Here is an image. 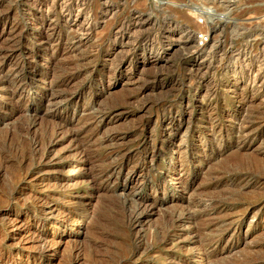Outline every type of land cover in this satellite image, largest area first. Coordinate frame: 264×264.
Wrapping results in <instances>:
<instances>
[{
  "label": "rangeland",
  "instance_id": "rangeland-1",
  "mask_svg": "<svg viewBox=\"0 0 264 264\" xmlns=\"http://www.w3.org/2000/svg\"><path fill=\"white\" fill-rule=\"evenodd\" d=\"M83 1L94 30L89 41L78 49L80 53L77 50L68 57L67 64L62 61L54 66L58 74L54 73L52 78L64 75L66 71L73 75L72 82L64 91L66 95L61 106L53 113L46 108L43 101L44 83L40 79H35L18 98L0 97V156L4 154V160L0 157V264H75L73 259L76 253L83 257L81 264H174L176 261L178 264H264V0H169L176 5L185 4L186 9L199 11L200 17L196 19L200 24L205 23L207 14V26L221 21L217 24L218 36L217 33L210 37L201 32L195 34L200 46L207 43L206 48L219 49L213 58H206L213 67L200 74L190 70L195 61L192 54L194 49L183 50L179 44L169 48L166 51L168 58L157 66L148 65L141 69L146 57L161 54L167 48L168 42L164 38L166 29L183 30V16L164 6L162 2L165 0H110L108 4L104 3L105 0ZM227 1L235 4L230 6ZM110 6L115 8L114 13L104 22L99 15ZM138 11L149 14L152 24L139 34L132 35L133 39L123 47L124 52L120 51L122 48L115 40L114 31L125 28ZM205 11L208 13L205 14ZM55 12L51 16L41 13L35 0L0 2V16L9 14V21L25 27L22 41H19L21 45L0 41L2 50L13 49L15 58L22 61L24 77L30 76L33 65H37L35 68L41 67L39 62L44 63L52 51L47 43L36 42L33 37V33L39 30L42 18L54 17L52 20L65 31L62 17L57 14L58 10ZM2 28L3 18L0 20V33ZM13 45L18 46L15 48ZM28 46L32 47V60L37 59L33 64L27 63ZM127 48L128 53L125 52ZM242 49L249 52L244 64L234 59L237 57L234 55ZM241 65L245 66H242L243 70L240 69ZM253 73L261 79L255 87L251 83ZM254 96H258V99L250 102ZM89 112H107L106 120L93 136V125L88 123V117H91ZM30 118H35L37 124L35 130L27 133L25 126L32 121ZM241 123L251 127L243 131ZM60 124L62 126L58 129ZM55 130H58L59 140L54 148L57 163L45 165L42 178L25 181L22 175L25 167L17 161H20V154L28 151L30 139L39 137L47 142ZM32 133H35V137ZM110 134L116 135L113 141L117 144L104 143L103 147L97 144V139ZM11 142H15L14 149ZM79 143L85 151L83 154L72 149ZM121 143L125 146H121ZM86 146L88 151L85 150ZM120 154H123L122 157ZM80 156L86 159L81 169ZM117 162L125 166L116 175L109 171V167ZM100 177L103 179L100 180ZM51 182H54L53 185ZM8 192H12L9 193L10 197ZM37 195L43 197L40 202L45 211L35 206ZM21 199L25 200L21 202ZM149 203L156 205L155 209L139 217L141 206ZM49 206L55 208L51 210ZM138 217L141 222L137 220ZM37 233L44 236L42 245L34 241ZM52 239H55L54 243L57 241L55 245ZM44 243L52 246L44 249Z\"/></svg>",
  "mask_w": 264,
  "mask_h": 264
},
{
  "label": "bare ground",
  "instance_id": "bare-ground-1",
  "mask_svg": "<svg viewBox=\"0 0 264 264\" xmlns=\"http://www.w3.org/2000/svg\"><path fill=\"white\" fill-rule=\"evenodd\" d=\"M3 0H0V2H2ZM36 1V3H37V9H38V11H40L41 13L42 12H45L46 13V15L47 16H51L52 14V12H55L56 10H58V13L57 14H59L61 17H62V19H63V21H64V23L63 24H65V28H64V32H63V30L61 29V28H59L57 25H56V22H54L52 19L54 18H52V19H50V18H47V17H45V18H42V20H41V22H40V26H39V30L38 31H36V32H34L33 33V37H34V39H35V41L36 42H39V43H47L49 46H51L50 48L52 49V51L50 52V54L48 55V58L46 59V61L44 62V63H42V64H40L41 62H39V64L38 65H42L41 67H37V68H35L37 65H33L32 67L34 68V69H32L31 71H30V69H29V71L31 72L30 73V76L29 77H24L23 75V73H22V66H24V65H22V61L21 60H19V59H17V58H15V55L16 54H14V50L12 49H10L11 51H5V49L4 50H2L1 48H0V97H5V98H10V99H12V98H15V97H17V96H21L22 95V93L26 90V88L27 87H29V85L30 84H32L33 82H34V80L35 79H40V80H42V82L44 83V85H42V86H44V91H43V96H44V102H45V106H46V108H48L49 109V111L51 112V113H53V112H55L56 111V109L58 108V106L62 103V101H63V98L65 97V95H66V93L64 92V91H66L65 89H66V87L68 86V85H70V83L72 82V79H73V75L72 74H67V71H66V74H64V75H61V76H54L53 78H52V76H53V74L56 72V70H55V68L56 67H54L55 66V64H57L58 62H62V61H64V62H66V60L68 59V57L69 56H71V55H74V54H72V53H74V52H76L78 49L80 50V47L82 46V45H84L86 42H88L89 41V39H90V36H91V34H92V32H93V30H94V27H92V22L91 21H89V16L87 15V11H86V9H85V2L83 1V0H51V1H48V0H35ZM86 1V0H85ZM220 1V0H219ZM226 1V0H225ZM102 2H103V0H102ZM108 2H110V0H105V4H108ZM145 2V1H144ZM228 2V4L230 5V6H232V4L234 3L233 1H227ZM25 3V2H24ZM218 3V2H217ZM225 3V2H224ZM161 4V3H160ZM162 4L164 5V6H166V7H168V8H172V10H176V12H178V13H180V15H182L183 16V22H184V25H183V30L181 31V32H177L176 30H174V29H166L165 31H164V38H165V40L168 42L167 43V48L164 50V52L163 53H159V54H155V55H152V56H150V58L149 57H146L144 60H143V62L141 63V69H144V68H146L148 65H151V66H157V64L160 62V61H162V60H165L166 58H168V56H169V53H167L166 54V51L169 49V48H174L175 46H177V44H179V45H181L182 46V49L183 50H190V49H194L193 51H192V54H193V56L195 57V61H194V64H193V66L191 67V71H193V73H196V74H200V73H202V71L203 70H207V69H209V68H211V67H213L212 65H211V63L206 59V58H209L210 56L212 57V56H214V55H216L217 54V52H218V47L217 48H215V49H213V47H211V48H206V46H207V43H204V44H201V46L197 43L198 41V39H196V32H201V33H205L207 36H211V34H213V33H217V36H218V29H217V24L219 23V22H221L220 20H218L217 22H214V23H210L211 25H210V27L209 26H207V24H208V17H207V11H205V14H207L206 15V20H205V23L204 24H200L198 21H197V16H199L200 17V15H199V11L197 12V10L196 11H194V10H191V9H186L187 7H185V4L184 5H176L174 2H172V1H169V0H165L164 2H162ZM227 4V3H226ZM235 4V3H234ZM214 5V4H213ZM218 5V4H217ZM225 5V4H224ZM223 6V4L221 5V7ZM220 8V7H219ZM115 8H113V7H108V9L106 8V9H104V11L102 12V13H100V15H99V18H102L103 19V21L104 22H107V20L109 19V17H111L112 16V14L114 13L113 12V10H114ZM133 9V8H132ZM11 10V9H10ZM5 11V10H4ZM137 11V10H136ZM22 12V11H21ZM131 12V11H130ZM16 13V12H15ZM29 13V12H28ZM56 13V12H55ZM89 14H91L90 12H88ZM200 13H202V12H200ZM11 14H14V13H11ZM20 14V13H19ZM51 14V15H50ZM137 15L136 16H134L133 17V21L131 22V23H128L127 25H126V27L125 28H122L121 26V28H116V27H118V26H116V25H114V26H116L115 28V31H114V36H116V42H118L119 43V47L120 48H122L120 51H123L124 52V45H126V44H129V42H130V40H132L131 39V36L132 35H134V34H136V33H138L139 34V32H142L145 28H146V26H149V25H151L152 24V19H151V17L149 16V14L148 15H146L145 13H143V12H137L136 13ZM24 16V15H23ZM3 18V28H2V31H1V33H0V41H1V43H2V40H4L5 42H7V44L8 43H10V45H11V43H18L19 44V41H22V37H23V28L25 29V27H23V26H19L18 24H16L15 22H12V21H9V14H3L2 16H0V20ZM12 17H13V15H12ZM15 17H17V16H15ZM41 17V16H40ZM60 17V18H61ZM94 17H95V15H94ZM201 17H203V16H201ZM24 18V17H23ZM30 18V17H29ZM93 18V17H92ZM30 19H32V18H30ZM90 19H91V17H90ZM95 19V18H94ZM17 20V19H16ZM23 20V19H22ZM25 20V19H24ZM58 20V19H57ZM92 20V19H91ZM96 20V19H95ZM94 20V21H95ZM98 20V19H97ZM14 21H15V19H14ZM29 21V20H28ZM38 21V20H37ZM56 21V20H55ZM94 21H93V23H94ZM213 21V20H212ZM96 22V21H95ZM104 22H103V24H104ZM127 23V22H126ZM95 24V23H94ZM59 25V24H58ZM30 27V26H29ZM38 27V26H37ZM223 27V26H222ZM210 28V29H209ZM123 29H126V31L127 32H122V30ZM219 29H221V28H219ZM124 31V30H123ZM146 31V30H145ZM220 34V33H219ZM216 35V34H215ZM215 35H214V37H215ZM220 36V35H219ZM133 37V36H132ZM27 38V37H26ZM198 38V37H197ZM218 38V37H217ZM152 40H153V38H151ZM154 39H156V37L154 38ZM119 40V41H118ZM124 40H127V41H125V43H124ZM163 40V39H162ZM153 41H155V40H153ZM157 41V40H156ZM155 41V42H156ZM213 41V40H212ZM35 42V43H36ZM218 42V41H217ZM30 43V42H29ZM38 44V43H37ZM88 44V43H87ZM86 44V45H87ZM90 44V43H89ZM152 44V43H151ZM154 44V43H153ZM218 44V43H217ZM1 45V44H0ZM10 45H8V46H10ZM19 45H21V44H19ZM214 45V44H213ZM222 45V44H221ZM250 45V44H249ZM14 47H15V45H13ZM18 46V45H17ZM16 46V47H17ZM27 46V45H26ZM91 46H92V44H91ZM108 46V45H107ZM212 46V45H211ZM7 47V46H6ZM15 47V48H16ZM44 47V46H43ZM46 47V46H45ZM222 47V46H221ZM244 47V46H243ZM249 47V46H248ZM7 48H9V47H7ZM6 48V49H7ZM11 48V47H10ZM28 48V50L26 51V57H27V63H29V64H33V61L34 60H37V59H34V60H32V58H34V55H33V52H32V47H27ZM162 48V47H161ZM20 49V48H19ZM149 49H150V47H149ZM152 49V48H151ZM79 50H78V52H79ZM134 50V49H133ZM24 51V50H23ZM92 51V50H91ZM128 51H129V48H127V49H125V52L126 53H128ZM154 51V50H153ZM187 51V52H188ZM249 51V50H248ZM18 52V51H17ZM81 52V51H80ZM79 52V53H80ZM131 52V51H130ZM159 52V51H158ZM22 53H24V52H22ZM21 53V54H22ZM114 53H117V51L116 52H114ZM133 53V52H132ZM247 53H249V52H247ZM246 51L244 50V49H242L240 52H238L237 53V55H234V56H237L236 58H234L235 60H237V61H240L241 63H243L244 64V62H246V60L248 59V58H245V56H246ZM44 54V53H43ZM79 55V54H78ZM118 55V54H117ZM108 56V55H107ZM112 56V55H111ZM119 56H121V55H119ZM123 56H124V54H123ZM19 57V56H18ZM73 57L74 56H72L71 58L73 59ZM75 57H76V55H75ZM78 57V56H77ZM76 57V58H77ZM132 57V56H131ZM131 57H128V58H131ZM232 57V56H231ZM23 58V57H22ZM107 58V57H106ZM213 58V57H212ZM217 58V57H216ZM69 60V59H68ZM72 61V60H71ZM70 61V62H71ZM87 61V60H86ZM63 62V63H64ZM77 62V61H76ZM75 62V63H76ZM90 62V61H89ZM108 62V61H107ZM130 62V61H129ZM219 62H220V60H219ZM36 63V62H35ZM74 63V64H75ZM80 63V62H79ZM66 64H67V62H66ZM126 64V63H125ZM237 64V63H236ZM57 65H59V64H57ZM71 65V64H70ZM128 65V64H127ZM247 65V64H246ZM78 66V65H77ZM122 66V65H121ZM126 66V65H125ZM243 65H241V67H240V69L241 70H243L242 68L243 67H245V66H243ZM79 67V66H78ZM104 67V66H103ZM233 67V66H232ZM59 68H61V66L59 67ZM238 68V67H237ZM252 68V67H251ZM25 69V68H24ZM135 69V68H134ZM151 69V68H150ZM233 69V72H235V67L234 68H232ZM61 70V69H60ZM69 70V69H68ZM237 70V69H236ZM257 70V69H256ZM258 71V70H257ZM257 71H255V72H257ZM65 72V71H64ZM70 72V71H69ZM76 72V71H75ZM80 72V71H79ZM78 72V73H79ZM254 72V71H253ZM74 73V72H73ZM238 73V72H237ZM240 73V72H239ZM55 74H58V73H55ZM75 74V73H74ZM247 74V73H246ZM254 74V73H253ZM258 74V73H257ZM78 75V74H77ZM232 75H234L235 76V73H233ZM249 75H251V73L250 74H248V76ZM51 77V78H50ZM75 77V76H74ZM78 77V76H77ZM252 79V81L253 82H251V83H253L254 84V87H255V85H257V82L258 81H260L261 79H258V77H257V75H252V77H251ZM133 79V78H132ZM248 80H250V77H249V79ZM74 81H75V79H74ZM233 82V81H232ZM246 82H248L247 80H246ZM262 82V81H261ZM74 83V82H73ZM40 84V83H39ZM226 84H227V82H226ZM34 86V85H33ZM41 86V87H42ZM73 89L75 88L76 89V87H72ZM35 89V88H34ZM67 89H68V87H67ZM228 89H230V88H228ZM30 90V89H29ZM77 90V89H76ZM237 90V89H236ZM37 91V90H36ZM35 91V92H36ZM69 91H72V89L70 90L69 89ZM264 91V90H263ZM26 93V92H25ZM92 93V92H91ZM264 93V92H263ZM29 94V93H28ZM42 94V93H41ZM73 94V93H72ZM42 96V95H41ZM68 96V95H67ZM252 96H253V94H252ZM29 97V96H28ZM89 97H91V96H89ZM18 98V97H17ZM74 98V97H73ZM242 98V97H241ZM3 99V98H2ZM91 99V98H90ZM246 99V98H245ZM258 99V96H254V97H252L251 98V101L250 102H254L255 100H257ZM18 100V99H17ZM25 100V99H24ZM69 100V99H68ZM6 101V100H5ZM87 101V100H86ZM244 101V100H243ZM260 101V100H259ZM8 102V101H7ZM13 102V101H12ZM19 102H20V100H19ZM26 102V101H25ZM241 102V101H240ZM249 102V103H250ZM66 103V102H65ZM89 103V102H88ZM244 103H245V101H244ZM261 103V102H260ZM238 104V103H237ZM15 105H17V104H15ZM249 105V104H248ZM247 105V106H248ZM61 106V105H60ZM250 106V105H249ZM73 107H75V106H73ZM84 107H85V105H84ZM252 107V106H251ZM257 107V106H256ZM13 108V107H12ZM38 108V107H37ZM72 108V107H71ZM246 108V107H245ZM47 109V110H48ZM64 109V108H63ZM108 109V108H107ZM242 109V108H241ZM84 110V109H83ZM92 110V109H91ZM102 110H104V109H102ZM102 110H100V111H102ZM245 110H247V109H245ZM239 111V110H238ZM10 112V111H9ZM58 112V111H57ZM1 113V112H0ZM46 113V112H45ZM85 113V112H84ZM87 113V112H86ZM90 113V112H89ZM107 113V112H106ZM106 113H93V114H91V117H88V118H90V122L88 121V123L90 124V125H93V126H91V128H93V133H91V136H93L94 134H96L97 133V129L99 128V126L106 120ZM247 113V112H246ZM2 114V113H1ZM33 114V113H32ZM89 114V115H90ZM243 114H245V112L243 113ZM7 115V114H6ZM29 115V114H28ZM52 115V114H51ZM89 115H87V116H89ZM37 116V115H36ZM39 116V115H38ZM84 116H85V114H84ZM30 117V116H29ZM31 117H32V115H31ZM35 117V116H34ZM43 117V116H42ZM45 117V116H44ZM43 117V118H44ZM237 117V116H236ZM35 118H37V117H35ZM31 119L32 121L30 122V123H28V125L27 126H25L26 128H25V131L27 132V133H30L32 130H35V127H36V124H37V120L36 119ZM65 118V117H64ZM85 118H87V117H85ZM87 118V119H88ZM230 118H232V117H230ZM49 120H50V118H48ZM54 119V118H53ZM71 119V118H70ZM40 120H41V118H40ZM52 120V119H51ZM244 121V120H243ZM242 121V122H243ZM244 123V122H243ZM246 123V122H245ZM73 124V123H72ZM85 124H86V122H85ZM40 125V124H39ZM89 125V126H90ZM241 125H243L241 128H242V130L243 131H245V130H247L248 128H250L251 126H248V125H244V124H242L241 123ZM61 124L60 125H58V129L59 128H61ZM71 126V125H70ZM238 126V125H237ZM39 127V126H38ZM75 127V126H74ZM23 128H24V126H23ZM22 128V129H23ZM87 128V127H86ZM240 128V127H239ZM90 129V128H89ZM87 130V129H86ZM92 130V129H91ZM22 131V130H21ZM38 131H40V129L38 130ZM61 131V130H60ZM88 131V130H87ZM239 131V130H238ZM249 131V130H248ZM247 131V133H249ZM34 132V131H33ZM86 132V131H85ZM85 132H84V135H85ZM242 132V131H241ZM250 132H251V129H250ZM25 133V132H24ZM35 133H36V131H35ZM34 133V134H35ZM76 133H77V131H76ZM81 133V132H80ZM20 134V133H19ZM22 134V133H21ZM33 134V133H32ZM33 134V136L35 137V135ZM39 135H40V132L38 133ZM38 134H36V135H38ZM116 134V133H115ZM124 134V133H123ZM123 134H122V136H123ZM241 134V133H240ZM13 135V134H12ZM11 135V136H12ZM23 135V134H22ZM65 135V134H64ZM83 135V134H82ZM81 135V136H82ZM83 135V136H84ZM88 135V134H87ZM241 135H243V134H241ZM18 136V135H17ZM27 136V135H26ZM57 136H58V130H55L54 132H53V136L47 141V142H43L42 140H40V139H38L39 137H37V138H32V139H30L31 141H29V143H28V147H27V152H20L21 154V157H20V161L19 160H17L20 164H21V166L22 167H25V171H24V173L22 174V173H20V174H22L23 175V179L26 181H31V180H37V179H40V178H42V176H43V174L42 173H44L43 172V169H44V166L45 165H53V164H56L57 163V161H56V159H55V157H57L56 156V154H54V148L56 147V145L59 143V140L57 139ZM89 136V135H88ZM120 136V135H119ZM214 136V135H213ZM244 136H245V134H244ZM15 137V136H14ZM29 137V135L27 136V138ZM61 137V136H60ZM85 137V136H84ZM100 137H101V135H100ZM11 138V137H10ZM86 138V137H85ZM97 138V137H96ZM13 139V138H12ZM11 139V140H12ZM79 139V138H78ZM77 139V140H78ZM95 139V138H94ZM93 139V140H94ZM246 139V138H245ZM251 139V138H250ZM253 139V138H252ZM9 140V139H8ZM7 140V141H8ZM10 140V141H11ZM29 140V139H28ZM81 140H83V138L81 139ZM92 140V141H93ZM96 140V139H95ZM113 140H116V135H114V134H110V135H108V136H102V138H99V140L97 139V144H99V146L101 145H103L104 143H109L110 144V142H115L116 143V141H113ZM127 140V139H126ZM164 140V139H163ZM3 141V140H2ZM4 141H5V138H4ZM9 141V142H10ZM16 141V140H15ZM23 141V140H22ZM25 141V140H24ZM26 141H27V139H26ZM70 141V140H69ZM91 141V142H92ZM243 141V140H242ZM1 142V141H0ZM6 142V141H5ZM5 142H3V144L5 143ZM20 142H21V140H20ZM20 142H19V144H20ZM80 142V141H79ZM91 142H89L90 144H91ZM126 141H124V143H125ZM166 142V141H165ZM244 142V141H243ZM250 142V141H249ZM12 143V142H11ZM26 143V142H25ZM24 143V144H25ZM77 143V142H76ZM88 143V142H87ZM93 143H94V141H93ZM127 143V142H126ZM125 143V144H126ZM13 144V143H12ZM14 144H15V142H14ZM13 144V149H14V147H15V145ZM16 144H17V142H16ZM22 142H21V147L22 148H24L23 146H22ZM81 144L83 145V143L81 142ZM80 143L79 144H75L73 147H72V149H75V150H79V152L81 153V154H83V152H85V151H83V148H82V145H81ZM84 144H86V143H84ZM108 144V145H109ZM111 144H113V143H111ZM117 144V143H116ZM119 144V143H118ZM122 145L121 146H125V145H123V143H121ZM6 145V144H5ZM7 145H8V143H7ZM26 145V144H25ZM24 145V146H25ZM67 145V144H66ZM105 145V144H104ZM114 145V144H113ZM97 146V145H96ZM96 146L94 147V149L96 148ZM109 146H111V145H109ZM178 146H179V144H178ZM260 146V145H259ZM258 146V147H259ZM262 146V145H261ZM5 147V146H4ZM4 147H3V149H4ZM10 147V146H9ZM87 147V146H86ZM103 147V146H102ZM106 147H107V145H106ZM105 147V148H106ZM119 147V146H118ZM159 147H161V146H159ZM195 147V146H194ZM11 148V147H10ZM9 148V149H10ZM17 148V147H16ZM85 148V147H84ZM127 148H128V146H127ZM154 148V147H153ZM13 149H12V151H13ZM19 149V148H18ZM56 149V148H55ZM61 149V148H60ZM64 149H65V146H64ZM71 149V148H70ZM88 149V147L85 149V150H87ZM93 149V148H92ZM91 149V150H92ZM98 149V148H97ZM111 149V148H110ZM123 149V148H122ZM129 149H131V148H129ZM185 149V148H184ZM259 149V148H258ZM22 150V149H21ZM66 150V149H65ZM69 150V149H68ZM102 150V149H101ZM120 150V149H119ZM126 150V149H125ZM263 150V149H262ZM0 151H1V149H0ZM7 151V150H6ZM5 151V152H6ZM10 151L11 150H9V152L7 153L8 155L10 154ZM14 151H16V150H14ZM20 151V150H19ZM23 151V150H22ZM26 151V150H25ZM88 151V150H87ZM89 151H90V149H89ZM98 151H99V149H98ZM107 151V150H106ZM105 151V152H106ZM115 151H116V149H115ZM177 151V150H176ZM261 151V150H260ZM18 152V151H17ZM56 152V151H55ZM57 152H60V151H57ZM56 152V153H57ZM78 152V151H77ZM96 152V151H95ZM120 152V151H119ZM124 152V151H123ZM126 152V151H125ZM240 152V151H239ZM262 152V151H261ZM1 153V152H0ZM13 153V152H12ZM74 153V152H73ZM76 153V152H75ZM87 154L89 153V152H86ZM85 153V154H86ZM91 153V152H90ZM112 153V150L110 151V154ZM200 153V152H199ZM6 154V153H5ZM16 154V153H15ZM15 154H14V156L13 157H15ZM72 154V153H71ZM84 154V155H85ZM97 154V153H96ZM135 154V153H134ZM163 154V153H162ZM242 154V153H241ZM4 155V154H3ZM2 155V156H3ZM8 155H7V157H8ZM11 155H13V154H11ZM10 155V156H11ZM60 155V154H59ZM69 155V154H68ZM75 155V154H74ZM79 155V154H78ZM107 155H109V154H107ZM123 155V154H122ZM122 155L120 154L119 156H121L122 157ZM126 155V154H125ZM187 155V154H186ZM2 156H0L1 158H2ZM9 156V157H10ZM61 156V155H60ZM62 156H64V154L62 155ZM73 156V155H72ZM71 156V157H72ZM77 156V155H76ZM97 156V155H96ZM113 156V155H112ZM160 156V155H159ZM6 157V156H5ZM18 157V158H19ZM70 157V156H69ZM87 157V156H86ZM95 157V156H94ZM107 157V156H106ZM118 157V156H117ZM184 157H186V156H184ZM257 157V156H256ZM261 157V156H260ZM0 158V159H1ZM67 158V157H66ZM73 158V157H72ZM78 158V157H77ZM88 158V157H87ZM114 158H116V156H114ZM205 158V157H204ZM3 159V158H2ZM7 159V158H6ZM9 159V158H8ZM7 159V160H8ZM11 159V158H10ZM14 159H16V158H14ZM74 159V158H73ZM72 159V160H73ZM89 159V158H88ZM100 159V158H99ZM104 159V158H103ZM102 159V160H103ZM111 159V158H110ZM133 159V158H132ZM138 159V158H137ZM154 159V158H153ZM182 159V158H181ZM260 159V158H259ZM4 160V159H3ZM58 160V159H57ZM61 160V159H60ZM64 160V159H63ZM80 167H79V169H81L82 168V166L84 167V162H85V157H84V159H83V157L81 158V156H80ZM92 160V159H91ZM95 160V159H94ZM112 160V159H111ZM114 160V162H115V159H113ZM112 160V161H113ZM257 160V159H256ZM1 161V160H0ZM6 161V160H5ZM14 161H16V160H14ZM78 161V160H77ZM87 161H89V160H87ZM108 161H110V160H108ZM119 161V160H118ZM152 161V160H151ZM151 161H150V163H151ZM203 161V160H202ZM260 161H261V159H260ZM2 162V161H1ZM92 162V161H91ZM121 162V161H120ZM129 162V161H128ZM177 162V161H176ZM181 162V161H180ZM179 162V163H180ZM207 162V161H206ZM259 162V161H258ZM4 163V162H3ZM12 163V162H11ZM17 163V162H16ZM93 163H95V162H93ZM98 163V162H97ZM110 163H111V161H110ZM113 163V162H112ZM178 163V162H177ZM185 163H187V162H185ZM14 165H15V163H13ZM60 164V163H59ZM96 164V163H95ZM109 164V163H108ZM135 164V163H134ZM181 164V163H180ZM182 164H183V162H182ZM11 165V164H10ZM18 165V164H17ZM49 165V166H50ZM137 165V164H136ZM188 165V164H187ZM16 166V165H15ZM59 166V165H58ZM71 166V165H70ZM73 166V165H72ZM92 166H94V165H92ZM92 166H89V168L91 167V169H93L92 168ZM109 166V165H108ZM124 166H125V164L124 163H121V164H118V162L116 163V165H110V167H109V171L111 172V173H116V175H117V173H119V172H121V170H123V168H124ZM18 167V166H17ZM20 167V166H19ZM101 167V166H100ZM181 167V166H180ZM185 167V166H184ZM99 168V167H98ZM105 168H107V165H106V167ZM134 168V167H133ZM225 168V167H224ZM52 169V168H51ZM55 169V168H54ZM60 169V168H59ZM71 169H73V168H71ZM71 169H69V173H70V170ZM84 169V168H83ZM91 169H88V170H91ZM96 169V168H95ZM132 169V168H131ZM14 170V169H13ZM16 170V169H15ZM14 170V171H15ZM23 170H24V168H23ZM86 170V169H85ZM105 170V169H104ZM107 170V169H106ZM105 170V171H106ZM20 171V170H19ZM18 171V172H19ZM48 171V170H47ZM60 171V170H59ZM65 171V170H64ZM63 171V172H64ZM74 171V170H73ZM79 171V170H78ZM95 171V170H94ZM98 171V170H97ZM96 171V172H97ZM103 171V170H102ZM185 171V170H184ZM16 172V171H15ZM21 172V171H20ZM50 172V171H49ZM56 172V171H55ZM60 172H62V170L60 171ZM72 172V171H71ZM91 172V171H90ZM99 172V171H98ZM181 172H183V171H181ZM53 173V172H52ZM68 173V172H67ZM76 173V172H75ZM79 173H80V171H79ZM94 173V172H93ZM99 173H101V172H99ZM98 173V174H99ZM167 173V172H166ZM62 174V173H61ZM105 174H106V172H105ZM108 174V173H107ZM87 175V174H86ZM108 175H110V174H108ZM107 175V177H109ZM162 175V174H161ZM166 175V174H165ZM179 175V174H178ZM183 175V174H182ZM92 176V175H91ZM103 176V175H102ZM106 176V175H105ZM111 176H112V174H111ZM19 177H20V175H19ZM53 177V176H52ZM96 177V176H95ZM169 177H170V175H169ZM262 177V176H261ZM101 178L102 177H100V180H101ZM166 178V177H165ZM181 178V177H180ZM187 178V177H186ZM260 178V177H259ZM20 179V178H19ZM22 179V180H23ZM55 179V178H54ZM57 179V178H56ZM90 179V178H89ZM92 179H93V177H92ZM99 179V178H98ZM103 179V178H102ZM141 179V178H140ZM176 179V178H175ZM42 180V179H41ZM88 180V179H87ZM91 180V179H90ZM106 180V179H105ZM112 180V179H111ZM130 180V179H129ZM133 180V179H132ZM143 180V179H142ZM169 180V179H168ZM178 180V179H177ZM181 180V179H180ZM68 181V180H67ZM81 181V180H80ZM79 181V182H80ZM83 181H84V179H83ZM92 181V180H91ZM108 181V180H107ZM167 181V180H166ZM187 181V180H186ZM5 182V181H4ZM35 181H33V183H34ZM45 182V181H44ZM57 182V181H56ZM66 182V181H65ZM70 182V181H69ZM68 182V183H69ZM82 182V181H81ZM80 182V183H81ZM95 182V181H94ZM132 182V181H131ZM184 183H185V181H183ZM261 182V181H260ZM38 183V182H37ZM41 183V182H40ZM39 183V184H40ZM46 183H47V181H46ZM52 183V185H53V183L54 182H51ZM60 183V182H59ZM71 184L73 183V182H70ZM76 183V182H75ZM163 183V182H162ZM174 183V182H173ZM26 184H28V183H26ZM45 184V183H44ZM62 184V183H61ZM67 184V183H66ZM65 184V185H66ZM70 184V185H71ZM74 184V183H73ZM138 183H136V185H137ZM141 184H143V183H141ZM164 184V183H163ZM42 185H43V182H42ZM55 185H57V184H55ZM69 185V184H68ZM67 185V186H68ZM135 185V186H136ZM159 185V184H158ZM170 185V184H169ZM173 185V184H172ZM171 185V186H172ZM263 185V184H262ZM25 186V185H24ZM51 186V185H50ZM61 186V185H60ZM60 186H59V188H60ZM71 186H74V185H71ZM76 186V185H75ZM164 186V185H163ZM178 186V185H177ZM183 186V185H182ZM23 187V186H22ZM21 187V188H22ZM33 187H35V186H33ZM39 187V186H38ZM52 187H54V186H52ZM66 187V186H65ZM70 187V186H69ZM134 187V186H133ZM259 187H261V186H259ZM36 188V187H35ZM44 188V187H43ZM48 188H51V187H49L48 186ZM56 188H58V187H56ZM67 188V187H66ZM66 188H64L65 190H66ZM72 188V187H71ZM75 188V187H74ZM16 189V188H15ZM39 189V188H38ZM40 189H41V187H40ZM47 189V188H46ZM52 189V188H51ZM259 189V188H258ZM7 190V189H6ZM20 190V189H19ZM52 190H54V189H52ZM56 190V189H55ZM62 190H63V188H62ZM103 190V189H102ZM156 190V189H155ZM176 190V189H175ZM13 191V190H12ZM17 191V190H16ZM39 191V190H38ZM41 191H43V189L41 190ZM47 191V190H46ZM59 191H60V189H59ZM64 191V190H63ZM181 191V190H180ZM216 191V190H215ZM218 191V190H217ZM2 192H4V191H2ZM107 192V191H106ZM163 192H164V190H163ZM219 192V191H218ZM264 192V191H263ZM5 193V192H4ZM7 193V192H6ZM9 193L10 192H8V196H9ZM12 193V192H11ZM10 193V194H11ZM44 193V192H43ZM3 194V193H2ZM33 194V193H32ZM226 194V193H225ZM30 195V194H29ZM36 195V194H35ZM49 195V194H48ZM52 194H50V196H51ZM65 195H66V193H65ZM73 195V194H72ZM71 195V196H72ZM75 196L76 195H78V194H74ZM228 195V194H227ZM2 196H4V195H2ZM19 196V195H18ZM26 196H28V195H26ZM25 196V197H26ZM53 196V195H52ZM69 196V195H68ZM10 197V196H9ZM29 197V196H28ZM33 197V196H32ZM46 197V196H45ZM57 197H59L58 196V194H57ZM79 197H80V195H79ZM189 197V196H188ZM3 198V197H2ZM8 198V197H7ZM17 198V197H16ZM43 197L41 196H39V195H37V196H35V199L34 200H37V201H35V206H37V208H39V210L40 211H45L46 209L44 208V206H43V203L42 202H40V200L42 199ZM47 198H48V196H47ZM55 198V197H54ZM60 198H62V197H60ZM59 198V199H60ZM81 198V197H80ZM79 198V199H80ZM214 198V197H213ZM219 198V197H218ZM10 199V198H9ZM20 199V198H19ZM26 199H28L27 197H26ZM191 199V198H190ZM190 199H188V200H190ZM1 200V199H0ZM16 200V199H15ZM25 199H21V202H23ZM29 200V199H28ZM27 200V201H28ZM54 200V199H53ZM58 200V199H57ZM61 200V199H60ZM69 200V199H68ZM71 200V199H70ZM203 200V199H202ZM201 200V201H202ZM4 201H6V200H4ZM62 201V200H61ZM65 201H66V199H65ZM194 201V200H193ZM200 201V200H199ZM226 201V200H225ZM30 202V201H29ZM60 202V201H59ZM74 202V201H73ZM79 201H77V203H78ZM190 202H191V200H190ZM197 202V201H196ZM45 203V202H44ZM52 203V202H51ZM57 203V202H56ZM66 203V202H65ZM67 203H68V201H67ZM69 203H70V201H69ZM76 202L74 203V204H77ZM80 203V202H79ZM153 203V202H152ZM193 203V202H192ZM263 204H264V202H262ZM261 203V204H262ZM24 204V203H23ZM26 204V203H25ZM73 204V203H72ZM204 204V203H203ZM206 204V203H205ZM218 204H220V203H218ZM262 204V205H263ZM21 205V204H20ZM46 205V204H45ZM63 205V204H62ZM67 205H69V204H67ZM188 205V204H187ZM216 205V204H215ZM31 206V205H30ZM54 206V205H53ZM73 206V205H72ZM155 206L156 205H154V204H145L143 207L141 206V210L140 211H138V215H139V217H142L144 214H147L148 212H151V211H153L154 209H155ZM200 206V205H199ZM202 206V205H201ZM206 207V206H205ZM204 207V209L206 210V208ZM208 207V206H207ZM31 208V207H30ZM49 208L52 210V209H54L55 207H51V206H49ZM213 208V207H212ZM227 208H228V206H227ZM259 208H260V206H259ZM76 209V208H75ZM75 209H74V211H75ZM78 209V208H77ZM83 209H85V208H83ZM191 209V208H190ZM194 209V208H193ZM203 209V208H202ZM221 209V208H220ZM258 209V208H257ZM57 210V209H56ZM196 210V209H195ZM31 211V210H30ZM40 211H39V213H40ZM50 211V210H49ZM68 211V210H67ZM79 211V210H78ZM193 212H194V210H192ZM197 211V210H196ZM201 211V210H200ZM18 212V211H17ZM34 212V211H33ZM47 212H48V210H47ZM51 212V211H50ZM49 212V213H50ZM55 212V211H54ZM77 212V211H76ZM193 212H191V213H193ZM202 212V211H201ZM204 212V211H203ZM214 212V211H213ZM219 212V211H218ZM226 212V211H225ZM224 212V213H225ZM259 212V211H258ZM45 212H43V214H44ZM64 213V212H63ZM80 213V212H79ZM86 213V212H85ZM197 213V212H196ZM208 213V212H207ZM220 213V212H219ZM223 213V212H222ZM250 213V212H249ZM52 214V213H51ZM86 214H88V213H86ZM195 214V213H194ZM227 214V216H230V214L228 215V213H226ZM54 215V214H53ZM60 215V214H59ZM80 215V217H81V214H79ZM84 215V214H83ZM191 215V214H190ZM204 215V214H203ZM202 215V216H203ZM215 215V214H214ZM221 215V214H220ZM241 215V214H240ZM29 216V215H28ZM37 216H39V215H37ZM48 216V215H47ZM62 216H64V215H62ZM74 216V215H73ZM219 215H217V217H218ZM226 216V217H227ZM245 216V215H244ZM30 217V216H29ZM42 217V216H41ZM40 217V218H41ZM50 217V216H49ZM85 217H86V215H85ZM138 217V218H139ZM189 217V216H188ZM195 217V216H194ZM208 217H210L211 218V216H208ZM217 217H215V221H216V218ZM220 217V216H219ZM253 217H254V215H253ZM10 218V217H9ZM48 218V217H47ZM64 218V217H63ZM235 218V217H234ZM236 218H237V216H236ZM241 218V217H240ZM17 219V218H16ZM28 219V218H27ZM70 219H71V217H70ZM206 219V218H205ZM204 219V220H205ZM208 219L209 218H207V221H208ZM2 220V219H1ZM12 220V219H11ZM11 220H9V221H11ZM137 220H139V222H141V220H140V218L139 219H137ZM187 219H185V221H186ZM212 220V219H211ZM223 220V219H222ZM232 219H230V221H231ZM68 221V220H67ZM71 221V220H70ZM78 221V220H77ZM82 221V220H81ZM210 221V220H209ZM224 221V220H223ZM233 221V220H232ZM234 221H235V219H234ZM8 222V221H7ZM69 222V221H68ZM83 222V221H82ZM211 222V221H210ZM224 222H226V221H224ZM228 222V221H227ZM226 222V223H227ZM13 223V222H12ZM24 223V222H23ZM26 223V222H25ZM85 223V222H84ZM182 223H184V222H182ZM196 223V222H195ZM198 223V222H197ZM204 223H206V225L208 224V222H204ZM218 223V222H217ZM233 223V222H232ZM17 224V223H16ZM76 224V223H75ZM189 224V223H188ZM220 224V223H219ZM222 224H223V222H222ZM18 225V224H17ZM189 225H191V224H189ZM258 225V224H257ZM16 226V225H15ZM20 226H21V224H20ZM24 226V225H23ZM54 226H56V225H54ZM183 226V225H182ZM195 226H197V225H195ZM200 226V225H199ZM220 226V225H219ZM235 226V225H234ZM14 227V226H13ZM57 227H58V225H57ZM186 227V226H185ZM189 227V226H188ZM223 227V226H222ZM250 227V226H249ZM18 228H20V227H18ZM17 228V229H18ZM54 228V227H53ZM190 228V227H189ZM217 228H218V226H217ZM182 229H183V227H182ZM219 229V228H218ZM223 229V228H222ZM226 229V228H225ZM234 229V228H233ZM186 230H188V229H186ZM191 230V229H190ZM192 230H194V229H192ZM196 230V229H195ZM27 231V230H26ZM34 232V231H33ZM37 232V231H36ZM233 232V231H232ZM32 233V232H31ZM219 233V232H218ZM217 233V234H218ZM33 234V233H32ZM195 234V233H194ZM231 234V233H230ZM31 235V234H30ZM35 235H36V233H35ZM219 235V234H218ZM217 235V236H218ZM235 235V234H234ZM51 236V235H50ZM185 236V235H184ZM189 236V235H188ZM195 236V235H194ZM13 237V236H12ZM68 237V236H67ZM178 237V236H177ZM216 237V236H215ZM222 237V236H221ZM166 238H168V237H166ZM187 240H188V237H185ZM28 239H31V238H28ZM45 239H47V238H45ZM48 239H50V241H51V238H48ZM170 239H172V238H170ZM190 239V238H189ZM53 240H55V239H52V241ZM77 240V239H76ZM181 240V239H180ZM183 240V239H182ZM27 241V240H26ZM34 241H37L38 242V244H41L42 242H44V236L42 235V234H39V233H37V237L35 236V239H34ZM49 241V240H48ZM49 241V242H50ZM60 241V240H59ZM172 241V240H171ZM184 241V240H183ZM47 242V241H46ZM57 241H55V243H56ZM69 242V241H68ZM74 241H72V243H73ZM77 242V241H76ZM199 242V241H198ZM227 242V241H226ZM229 242V241H228ZM55 243H54V241H53V244L55 245ZM197 243V242H196ZM201 243H203V242H201ZM47 244V243H46ZM50 244V243H49ZM48 244V245H49ZM211 244V243H210ZM225 244V243H224ZM223 244V245H224ZM35 245V244H34ZM42 245V244H41ZM48 245H45V243L43 244V248L45 249V248H47V246ZM53 245V246H54ZM195 245H199L200 246V244H195ZM216 245V244H215ZM232 245V244H231ZM50 246H52V245H50ZM50 246H48V247H50ZM181 246V245H180ZM192 246V245H191ZM190 246V247H191ZM199 246H198V248H199ZM202 246V245H201ZM197 247V246H196ZM38 248H39V246H38ZM42 248V249H43ZM197 248V249H198ZM206 248V247H205ZM221 248H224V247H221ZM40 249V248H39ZM54 249V248H53ZM76 249H77V246H76ZM186 249V248H185ZM196 249V250H197ZM55 250V249H54ZM81 250V249H80ZM189 250V249H188ZM193 250V249H192ZM217 250V249H216ZM37 251V250H36ZM78 251V250H77ZM41 252V251H40ZM188 252V251H187ZM198 252V251H197ZM220 252V251H219ZM47 253V252H46ZM184 253H186V252H184ZM214 253V252H213ZM43 254H44V252H43ZM54 254V253H53ZM205 254V253H204ZM1 255V254H0ZM72 255V254H71ZM207 255V254H206ZM192 256H194V255H192ZM263 256V255H262ZM28 257V256H27ZM188 257H190V256H188ZM221 257V256H220ZM261 257V256H260ZM260 257H258V259H260ZM7 258V257H6ZM83 258V257H82ZM82 258L80 257V255L78 254V253H76V255L74 256V261H75V264H81L82 263ZM179 258V257H178ZM218 258V257H217ZM256 258V257H255ZM263 258V257H262ZM28 259V258H27ZM214 259V258H213ZM242 259V258H241ZM254 259V258H253ZM257 259V258H256ZM72 260V259H71ZM203 260V259H202ZM262 260V259H261ZM9 261V260H8ZM175 261V260H174ZM218 262H220V260H217ZM221 261H223V260H221ZM230 261V260H229ZM239 261H240V259H239ZM252 261V260H251ZM257 261V260H256ZM170 262H172V261H170ZM169 262V263H170ZM177 262V261H176ZM176 262H174V264H176ZM202 262V261H201ZM215 262V261H214ZM232 262V261H231ZM11 263V262H10ZM29 263V262H28ZM36 263V262H35ZM84 263V262H83ZM179 262H177V264H178ZM198 263V262H197ZM213 263V262H212ZM236 263V262H235ZM239 263V262H238ZM3 264V263H2ZM85 264V263H84ZM184 264V263H183ZM222 264V263H221ZM228 264V263H227ZM243 264H245V263H243Z\"/></svg>",
  "mask_w": 264,
  "mask_h": 264
}]
</instances>
